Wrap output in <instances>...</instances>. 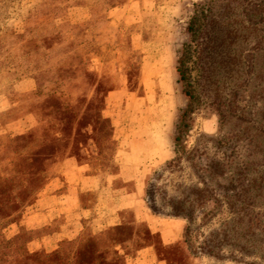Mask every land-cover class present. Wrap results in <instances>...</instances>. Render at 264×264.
<instances>
[{"label":"rangeland","instance_id":"obj_1","mask_svg":"<svg viewBox=\"0 0 264 264\" xmlns=\"http://www.w3.org/2000/svg\"><path fill=\"white\" fill-rule=\"evenodd\" d=\"M201 9L200 102L177 155V59ZM25 117L0 133V264H264V0H0V126ZM67 158L105 186L122 171L131 197L119 224L30 251L7 228ZM139 205L179 237L163 244Z\"/></svg>","mask_w":264,"mask_h":264},{"label":"crops","instance_id":"obj_2","mask_svg":"<svg viewBox=\"0 0 264 264\" xmlns=\"http://www.w3.org/2000/svg\"><path fill=\"white\" fill-rule=\"evenodd\" d=\"M34 124L30 117H25L0 126L2 129L0 133L24 132ZM89 170L91 167L88 163L72 161L71 158L54 165L55 172L49 177L45 187L37 193L35 201L25 207L20 221L11 225L21 226L33 235L28 244L30 251L54 250L63 240H70L82 234L85 224L90 225L91 230L96 233L109 225L121 222L123 214L120 212L125 207L123 203L129 200L131 195L129 191L119 189L114 181L117 177L123 176L122 180L128 182L131 177L124 176L121 171L118 174L120 176H110L111 182L105 186L101 183L100 173ZM64 182L69 183L65 185ZM87 191L95 194L91 204L85 203L80 197V193ZM135 213L136 217L147 223L152 233H159L163 244H168L179 237V233L174 232L171 226L157 220L141 205L137 207ZM137 258L141 264H157L155 256L150 253Z\"/></svg>","mask_w":264,"mask_h":264},{"label":"trees","instance_id":"obj_3","mask_svg":"<svg viewBox=\"0 0 264 264\" xmlns=\"http://www.w3.org/2000/svg\"><path fill=\"white\" fill-rule=\"evenodd\" d=\"M73 12L76 13L75 9H73ZM205 15L206 13L204 12V9H201V10H196L193 13V16H191L190 21L188 22L187 25V30L191 34L192 40L183 43L180 51V55L178 56L177 59L176 70L179 74V80L183 83V93L188 97V101L180 113L179 122L176 126V134L173 138V151L177 155L179 153L186 151L187 136H188V132L191 130V125H192L191 123L192 115L197 109V106L200 102L199 96L195 93L193 82L191 80L192 77L191 74L193 69L192 66L193 58L196 56L197 49L200 46V43L196 41V38L200 37L199 32L201 28L204 27L202 16ZM5 105L6 104H4L3 107H6ZM0 130L2 129L0 128ZM19 221H20V217L17 222L16 221L12 222L7 229L12 233H14L13 231H15L18 234L19 226L15 227L11 225H14V223H18ZM25 231L29 232L28 230ZM32 237L33 235L30 234V237L26 242L27 246L29 242L33 239ZM52 251L53 250L48 252H52ZM46 256L49 257L48 254Z\"/></svg>","mask_w":264,"mask_h":264}]
</instances>
